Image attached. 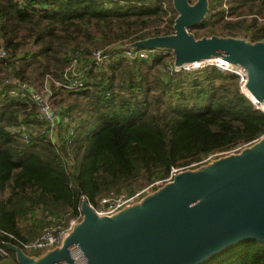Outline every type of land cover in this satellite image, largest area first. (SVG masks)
Instances as JSON below:
<instances>
[{
  "label": "trees",
  "instance_id": "obj_1",
  "mask_svg": "<svg viewBox=\"0 0 264 264\" xmlns=\"http://www.w3.org/2000/svg\"><path fill=\"white\" fill-rule=\"evenodd\" d=\"M177 18L173 0H0V249L17 264L7 245L24 253L48 217L67 225L83 200L98 206L108 196L156 191L172 168L192 169L264 136V112L235 74L165 72L160 56L111 57L102 66L90 59L93 49H143L135 45L172 36ZM190 33L263 43L264 0H206ZM76 50L82 86L69 90L63 74ZM30 60L40 65L27 72ZM37 78H46L51 106L73 130L57 145L39 134L25 142L13 131L39 126L33 101L7 94ZM200 264H264V243L247 239Z\"/></svg>",
  "mask_w": 264,
  "mask_h": 264
},
{
  "label": "water",
  "instance_id": "obj_2",
  "mask_svg": "<svg viewBox=\"0 0 264 264\" xmlns=\"http://www.w3.org/2000/svg\"><path fill=\"white\" fill-rule=\"evenodd\" d=\"M173 5L178 14L174 35L135 46L170 49L176 66L220 58L244 68L246 89L264 101V42L195 40L190 29L205 14L206 0L194 6L173 0ZM80 210L82 221L42 264H200L247 239L264 243V137L241 154L177 174L111 218L97 217L87 200ZM7 247L19 264H37L19 248Z\"/></svg>",
  "mask_w": 264,
  "mask_h": 264
},
{
  "label": "built area",
  "instance_id": "obj_3",
  "mask_svg": "<svg viewBox=\"0 0 264 264\" xmlns=\"http://www.w3.org/2000/svg\"><path fill=\"white\" fill-rule=\"evenodd\" d=\"M160 56L165 61L167 66L165 67V72H196L208 67H215L220 71L229 72L235 74L239 78V88L242 94H244L252 103L259 108L253 100L249 97L246 92V86L248 81L247 71L244 68L228 67L224 64H219L217 62H210L202 66H194L199 63H203L207 60L196 61L193 63L183 64L181 66L175 65V57L173 51L165 48H154V49H136L133 47H111L106 49H93L90 53V59L98 66L105 65L111 57H121L124 58L129 63L137 60L149 61L152 58ZM6 57V52L0 49V62ZM70 62L66 68L63 78L72 79V84L68 86L69 90L76 89L82 86V83L78 80L81 74V53L79 50L72 51L68 55ZM210 60V59H208ZM224 61V60H223ZM224 61L223 63H225ZM49 78V77H48ZM55 85L59 86L58 83L54 82ZM8 96L15 99H26L29 98L36 105V118L39 123L38 128L21 126L15 128L16 132L20 133L21 137L25 142L39 134L46 140L54 145L61 142V139L66 137H71L73 135V130L68 127L69 119L67 117H60L58 111L51 106L50 103V91L47 86H44L43 90L35 91L26 85H20L15 88H11L7 92ZM63 134V135H62ZM264 137V136H263ZM240 151V150H239ZM237 150L224 153L221 157L235 155ZM212 156L211 158H215ZM207 160V161H208ZM186 168H172L169 177L164 181V184L171 183L173 178L184 171H189ZM162 184V182L157 183ZM149 188L143 189L134 193L133 195H120V196H108L100 200L98 206H94L88 202L89 206L93 209L95 215L99 218H111L117 215L119 212L130 208L136 204H139L148 194ZM83 219V214L79 210L78 217L76 219H71L67 225L63 221L55 219L53 217L47 218L48 226L41 229L38 238L26 244H23V248L30 251H49L61 247L63 241L72 232L73 228L78 225ZM7 256V252L0 249V259Z\"/></svg>",
  "mask_w": 264,
  "mask_h": 264
},
{
  "label": "rangeland",
  "instance_id": "obj_4",
  "mask_svg": "<svg viewBox=\"0 0 264 264\" xmlns=\"http://www.w3.org/2000/svg\"><path fill=\"white\" fill-rule=\"evenodd\" d=\"M190 1L189 4L190 6H194L198 0H188ZM201 34V33H198V35ZM204 39V38H202ZM196 40H201L200 38L196 39ZM25 51H28V50H31V51H34L35 49L32 48V46H30V44H27L26 45V48L24 49ZM21 54H24V52L22 51ZM30 65H28L27 67V72H30L34 67H37L39 66L40 64L34 62V61H28ZM49 79V78H48ZM46 83V78H45V82H41L40 81V78H37V80L33 81L30 83V85L32 86L31 88L35 91H40V90H43L44 89V85ZM48 87V86H47ZM255 145V144H254ZM254 145H251V146H248V147H245L243 149H241L240 151H238V154H241L243 153L244 151L246 150H250L252 147H254ZM228 157V156H226ZM220 158L222 157H215V158H211L209 159L208 161H206L205 163L199 165V166H194L192 169H190L191 171H200L201 168L203 167H206V166H210L211 164H213L214 162L218 161ZM155 190H149V194L147 196H150L152 195V193H154ZM45 227V226H44ZM43 229V228H42ZM40 233V232H39ZM54 250H49V251H46V250H43V251H30V250H23V254L28 257L29 259H31L33 262L37 263V264H42L45 259H46V256H47V253H51L53 252ZM0 264H17L15 262V258H13L12 255H10L8 252H7V256L6 257H3L0 259Z\"/></svg>",
  "mask_w": 264,
  "mask_h": 264
},
{
  "label": "bare ground",
  "instance_id": "obj_5",
  "mask_svg": "<svg viewBox=\"0 0 264 264\" xmlns=\"http://www.w3.org/2000/svg\"><path fill=\"white\" fill-rule=\"evenodd\" d=\"M210 62H217L219 64H224V65H227L228 67H233L229 62H225L223 63L224 61L220 58L218 59H210V60H207L203 63H199V64H196L194 65L195 67L196 66H202V65H205V64H208ZM246 92L247 94L249 95V97L251 98V100H253V102L259 107L261 108L262 110H264V101H258L253 95H250L249 91L246 89Z\"/></svg>",
  "mask_w": 264,
  "mask_h": 264
},
{
  "label": "crops",
  "instance_id": "obj_6",
  "mask_svg": "<svg viewBox=\"0 0 264 264\" xmlns=\"http://www.w3.org/2000/svg\"><path fill=\"white\" fill-rule=\"evenodd\" d=\"M13 131H16L15 129H13ZM63 135V134H62Z\"/></svg>",
  "mask_w": 264,
  "mask_h": 264
}]
</instances>
